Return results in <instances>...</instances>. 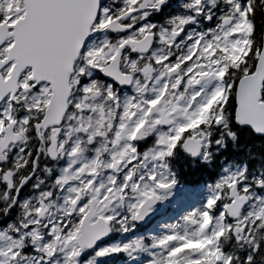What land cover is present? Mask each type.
Instances as JSON below:
<instances>
[{"label": "snow or ice", "instance_id": "obj_1", "mask_svg": "<svg viewBox=\"0 0 264 264\" xmlns=\"http://www.w3.org/2000/svg\"><path fill=\"white\" fill-rule=\"evenodd\" d=\"M0 264H264V0H0Z\"/></svg>", "mask_w": 264, "mask_h": 264}, {"label": "trees", "instance_id": "obj_2", "mask_svg": "<svg viewBox=\"0 0 264 264\" xmlns=\"http://www.w3.org/2000/svg\"><path fill=\"white\" fill-rule=\"evenodd\" d=\"M182 182L189 186L203 183L210 173L202 168H193L187 161H178ZM187 165V167H186Z\"/></svg>", "mask_w": 264, "mask_h": 264}]
</instances>
